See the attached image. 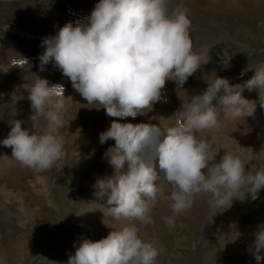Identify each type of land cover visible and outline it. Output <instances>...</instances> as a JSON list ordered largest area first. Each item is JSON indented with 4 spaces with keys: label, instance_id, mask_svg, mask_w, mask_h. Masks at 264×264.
Masks as SVG:
<instances>
[{
    "label": "clouds",
    "instance_id": "1",
    "mask_svg": "<svg viewBox=\"0 0 264 264\" xmlns=\"http://www.w3.org/2000/svg\"><path fill=\"white\" fill-rule=\"evenodd\" d=\"M189 26L187 10L168 0H96L87 15L66 22L41 41L40 70L52 63L85 104L116 118L98 135L101 145L114 140L102 154L113 173L98 177L91 186L114 221L150 224L149 202L161 196L171 202L173 216L164 218L171 226L174 216L191 207L195 194H209L214 208L228 209L234 201H255L264 189V165H251L250 157L227 148L219 155L213 142L221 127V109L224 117H254L257 101L245 98V89L258 91L264 110V63L246 67L241 76L249 69L253 75L243 83L230 84L218 75L207 81L206 88L182 101L163 126L121 122L167 102L162 91L166 82L181 86L197 71L203 54L193 50ZM32 75L26 89L32 129L12 121L0 145L11 147L22 167L44 172L64 160L63 116L73 99L63 94V85H49L47 79ZM159 174L171 185L167 195L158 184ZM110 229L97 241L82 237L67 264H158V249L143 239L137 224ZM252 236L247 251L261 264L264 224Z\"/></svg>",
    "mask_w": 264,
    "mask_h": 264
},
{
    "label": "rangeland",
    "instance_id": "2",
    "mask_svg": "<svg viewBox=\"0 0 264 264\" xmlns=\"http://www.w3.org/2000/svg\"><path fill=\"white\" fill-rule=\"evenodd\" d=\"M168 2L187 10L193 50L202 53L203 59L183 85L166 82L162 91L167 102H157L152 111L127 117L122 123L163 126L182 101L206 88L207 81L218 75L230 84L243 83L253 75L249 69L241 76L246 67L264 63V0ZM95 3L0 0V140L7 136L12 121H21L22 128L32 129L26 89L34 80L33 73L47 79L49 85H63V94L73 99L70 111L63 116V161L36 172L14 160L11 147L0 145V262L67 264L82 237L97 241L106 237L110 228L137 224L143 239L158 249V264H255L247 248L252 233L264 224V189L255 201H234L228 209L227 205L225 209L214 208L209 194H195L191 207L174 216L171 226L164 221L173 216L171 202L161 196L149 202L152 222L140 225L136 220L114 221L108 206L93 195L91 186L96 179L113 173L102 154L114 140L101 145L98 135L116 118L85 104L52 63L41 71L38 54L43 51V38L54 35L66 22L87 15ZM227 57H231L228 63ZM242 95L257 101L254 117H224L221 109V127L213 142L220 149L219 155L224 152L221 148L237 151L258 167L264 165V110L256 89H245ZM212 103L217 105L216 100ZM158 184L165 195L171 192L162 174Z\"/></svg>",
    "mask_w": 264,
    "mask_h": 264
},
{
    "label": "bare ground",
    "instance_id": "3",
    "mask_svg": "<svg viewBox=\"0 0 264 264\" xmlns=\"http://www.w3.org/2000/svg\"><path fill=\"white\" fill-rule=\"evenodd\" d=\"M58 25V24H57ZM250 150H251V148H250Z\"/></svg>",
    "mask_w": 264,
    "mask_h": 264
}]
</instances>
